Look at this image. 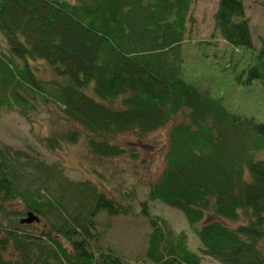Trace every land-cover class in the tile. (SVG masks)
Returning <instances> with one entry per match:
<instances>
[{"label":"trees","instance_id":"obj_1","mask_svg":"<svg viewBox=\"0 0 264 264\" xmlns=\"http://www.w3.org/2000/svg\"><path fill=\"white\" fill-rule=\"evenodd\" d=\"M192 2L0 0V111L33 121L46 108L50 132L38 137L45 149L84 140L102 163L138 158L118 138L172 124L166 167L145 199L136 184L101 190L90 178L69 177L60 161L1 147L0 264H129L104 244L97 216L133 215L138 203L152 228L145 257L153 264H202L204 255L264 264V119L188 78ZM214 19L228 62L264 90V39L254 43L244 0H219ZM16 200L25 213L10 208ZM149 200L185 214L201 253L151 213ZM28 211L41 217V231L21 223Z\"/></svg>","mask_w":264,"mask_h":264},{"label":"rangeland","instance_id":"obj_2","mask_svg":"<svg viewBox=\"0 0 264 264\" xmlns=\"http://www.w3.org/2000/svg\"><path fill=\"white\" fill-rule=\"evenodd\" d=\"M219 0H193L191 13L194 21L188 24V40L186 43L188 78L195 80L202 88H206L212 96L222 97L224 102L234 109L258 119H264V90L258 82L250 83L247 73L242 70L243 65L234 66L229 63L224 42L215 32V13ZM246 13L250 18L254 43L261 45L264 39V0H244ZM206 41L215 47L210 49L203 45ZM192 42V43H191ZM0 45L6 46L4 37L0 33ZM199 50H197L198 48ZM209 51V52H208ZM230 53V49L227 48ZM190 79V78H189ZM118 105V101H115ZM51 108L58 110L54 104ZM32 120L24 118L18 110L4 108L0 111V148L11 147L13 152L22 150L33 156H43L48 162L60 161L67 175L73 179L90 178L102 190L113 193L120 185L136 184L141 199H145L149 184L154 182L166 167V153L169 148V124L144 138L126 134L118 138V142L127 149H134L138 158L129 154L106 163L95 156L89 149L86 141L82 140L72 145H65L56 153L45 149L38 142V137L48 135L51 121L46 108L41 112L32 114ZM96 170L104 174V180L96 175ZM152 214L164 218L168 226L176 233L187 236L188 245L201 253L199 239L191 227L185 214L160 200H149ZM12 210L25 211L22 201L16 200L9 204ZM139 203L133 215L109 216L99 213L100 229H104V244L113 246L123 254L129 264H153L145 257L148 246L151 226L148 219L140 213ZM25 213V212H24ZM24 214H19V218ZM44 223L26 226L33 232L41 231ZM109 225V226H108ZM107 226V227H105ZM202 264H221L216 259L204 255Z\"/></svg>","mask_w":264,"mask_h":264},{"label":"water","instance_id":"obj_3","mask_svg":"<svg viewBox=\"0 0 264 264\" xmlns=\"http://www.w3.org/2000/svg\"><path fill=\"white\" fill-rule=\"evenodd\" d=\"M41 220L42 219L38 214H36L33 211H28L26 216L21 218V223H23V224H32L35 222L40 223Z\"/></svg>","mask_w":264,"mask_h":264}]
</instances>
